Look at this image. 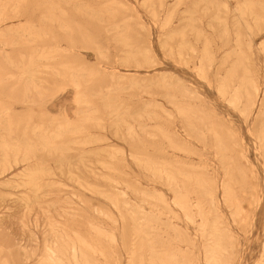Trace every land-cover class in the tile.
<instances>
[{"label": "rangeland", "instance_id": "374dc122", "mask_svg": "<svg viewBox=\"0 0 264 264\" xmlns=\"http://www.w3.org/2000/svg\"><path fill=\"white\" fill-rule=\"evenodd\" d=\"M263 45L264 0H0V264H264Z\"/></svg>", "mask_w": 264, "mask_h": 264}, {"label": "bare ground", "instance_id": "6f19581e", "mask_svg": "<svg viewBox=\"0 0 264 264\" xmlns=\"http://www.w3.org/2000/svg\"><path fill=\"white\" fill-rule=\"evenodd\" d=\"M24 1V0H23ZM53 2V1H52ZM18 3V2H17ZM225 6V5H224ZM38 34V33H37ZM241 45V44H240ZM205 46V45H204ZM190 49H193V48H190ZM263 49H264V45H263ZM241 54V53H240ZM32 63V62H31ZM34 67V66H33ZM32 67H30V69H31ZM76 71V70H75ZM24 73V72H23ZM78 73V72H77ZM79 73H80V70H79ZM204 73V72H203ZM148 75V74H147ZM122 77V76H121ZM76 84V83H75ZM78 84H80V83H77L76 84V86L78 85ZM255 85V84H254ZM78 87V86H77ZM79 89V88H78ZM178 92L181 94V95H183V96H187V97H190L191 96V93H193V91H191L187 86H185V85H183V84H180L179 85V88H178ZM193 96V95H192ZM187 99V98H186ZM253 105H255V102L253 103ZM252 105V106H253ZM190 109V108H189ZM200 112V111H199ZM42 126V125H41ZM173 133L174 134H176V135H180L178 132H176V131H173ZM56 135V134H55ZM214 135V134H213ZM42 143L43 144H45V145H48L51 141L50 140H48V139H46L45 138V136H42ZM5 144H8V142H4ZM20 143H22L21 141L20 142H16V143H14V144H16V145H19ZM51 145V144H50ZM29 149V148H28ZM14 150V149H13ZM29 151V150H28ZM117 172V171H116ZM165 174V176L167 177V180H168V183H171V184H173V185H175V187L177 186V182L175 181V178H174V176H171V174L170 173H168V172H165L164 173ZM181 176V175H180ZM177 183V184H176ZM36 184V183H35ZM172 185V186H173ZM56 186V185H55ZM180 190H177V192H179ZM162 193V192H161ZM49 194V193H48ZM183 198H185V197H183ZM187 198V197H186ZM204 199V198H203ZM182 201V200H181ZM209 201H210V205H213V204H215V202H216V197L214 196V195H211V197H210V199H209ZM158 202V201H157ZM124 203H126V201H124ZM179 203V202H178ZM182 206V205H181ZM188 206V205H187ZM191 206V205H190ZM189 206V207H190ZM130 210V212H131V217H132V219L135 221V222H137V223H139V219H141V218H143L144 217V214H143V212L138 208V207H135V208H131V209H129ZM190 212V211H189ZM194 213V212H193ZM143 214V215H142ZM185 215V214H184ZM150 220V219H149ZM152 220V219H151ZM147 221V220H146ZM145 221V222H146ZM204 221H205V219H204ZM204 221H203V223H204ZM148 222V221H147ZM152 222H153V220H152ZM205 223H206V221H205ZM150 225H153V224H150ZM202 225H204V224H202ZM153 227H154V229H155V225H153ZM97 228V227H96ZM151 228H152V226H151ZM205 228V227H204ZM150 229V228H149ZM200 229V228H199ZM217 229V228H216ZM201 230V229H200ZM159 231V230H158ZM172 231V230H171ZM202 231H203V229H202ZM95 232V231H94ZM204 232V231H203ZM217 232V231H216ZM141 233V232H140ZM150 233H152V232H150ZM154 233H155V231H154ZM154 233H152L153 235H150V234H147L148 235V240H149V248H150V251H151V255H153V254H155V252L157 251V241H156V238H155V234ZM158 234V233H157ZM212 235H213V231H212ZM211 237V236H210ZM143 240V239H142ZM62 241V240H61ZM221 241V240H220ZM207 242V241H206ZM185 243V242H184ZM50 244V243H49ZM70 246V245H69ZM68 246V247H69ZM73 247V246H72ZM47 248H48V246H47ZM52 248V247H51ZM51 248H48V249H51ZM54 248V247H53ZM74 248V247H73ZM73 248H71V250L73 249ZM90 248V247H89ZM204 256H205V260H206V262H207V264H224V263H222V261H221V257H220V250L222 249V246L220 245V243L219 242H216V243H213V240H211V241H209L208 243H206L205 245H204ZM53 251V250H52ZM48 252H50V251H48ZM174 252V251H173ZM51 253V252H50ZM166 253V252H165ZM177 253V252H176ZM184 253V252H183ZM54 254V253H53ZM161 254V253H160ZM54 255H56V254H54ZM165 255V254H164ZM50 259H51V264H53V263H56V264H64V262H63V260H59L58 258L56 259H54L53 257H51L50 256ZM161 259H162V257H161ZM184 259V258H183ZM171 261H173V258H171L170 259ZM185 260V259H184ZM48 261H49V259H48ZM73 261V260H72ZM162 261V260H161ZM170 261V262H171ZM155 264H156V262L155 261H153ZM169 262V261H168ZM187 262V261H186ZM190 262V261H189ZM49 263H50V261H49ZM172 263V262H171ZM175 263V262H174ZM188 263V262H187ZM191 263V262H190ZM197 264H200V262L199 263H197Z\"/></svg>", "mask_w": 264, "mask_h": 264}]
</instances>
